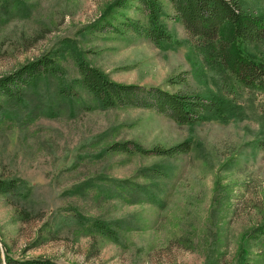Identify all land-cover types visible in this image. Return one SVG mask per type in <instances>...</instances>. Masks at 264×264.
<instances>
[{"label":"rangeland","instance_id":"374dc122","mask_svg":"<svg viewBox=\"0 0 264 264\" xmlns=\"http://www.w3.org/2000/svg\"><path fill=\"white\" fill-rule=\"evenodd\" d=\"M116 1L23 0L0 10V79L51 54L71 88L81 55L120 84L229 103L217 117L178 125L154 109H103L81 87L64 99L56 77L25 90L21 103L0 97V181L20 188L0 193V264H264V149L256 147L264 94L208 67L170 0H160L173 37L163 50L104 28ZM240 1L264 13V0ZM250 53L264 61V43ZM126 142L149 150L188 142L189 151L167 159L108 150ZM160 167L164 177L149 171ZM94 221L119 225L118 241Z\"/></svg>","mask_w":264,"mask_h":264},{"label":"trees","instance_id":"16d2710c","mask_svg":"<svg viewBox=\"0 0 264 264\" xmlns=\"http://www.w3.org/2000/svg\"><path fill=\"white\" fill-rule=\"evenodd\" d=\"M22 3L23 0H0V10L3 13L8 10L9 5L21 6ZM170 3L176 12L175 20L182 23L188 35L201 44L200 50L208 67L221 75H229L235 83L246 89L264 94V61L250 53V46L257 47L264 43V13L249 12L240 0H170ZM133 6L137 18H131L125 13ZM163 16L164 7L160 0H117L103 15L106 22L104 28L108 27L121 36L132 33L137 37H144L156 48L163 50L173 43V37L165 27ZM74 58L80 78L72 82L71 88L85 89L103 109H154L178 125H187L197 119H203L205 113L217 117L223 104L229 103L224 98L211 100L180 93L170 94L159 88L120 84L111 80L102 70L93 67L81 55H74ZM49 77L59 79L60 94L64 99L77 96L68 91L71 88L63 84L66 77L56 55L48 54L14 74L1 78L0 97L21 103L25 101V90L37 89L39 84ZM4 111L5 107L0 103V114ZM195 117L197 119H194ZM262 119L264 125V115ZM256 147L264 149V141L258 142ZM108 150L113 153H137L170 159L187 153L189 143L185 142L169 149L157 147L149 150L138 143L126 142L116 143ZM153 170L156 175L165 176L162 171L164 168H153L149 171ZM19 191L16 182L0 181L1 194L20 195ZM143 193H147V190L143 189ZM91 226L108 239L118 241L119 225L94 221ZM260 231L264 233V228ZM6 259V264H58L50 259L40 258L26 261Z\"/></svg>","mask_w":264,"mask_h":264}]
</instances>
